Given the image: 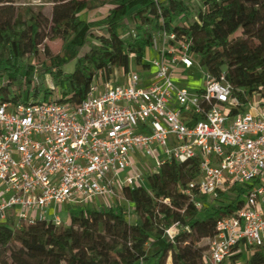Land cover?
<instances>
[{"label": "built area", "instance_id": "1", "mask_svg": "<svg viewBox=\"0 0 264 264\" xmlns=\"http://www.w3.org/2000/svg\"><path fill=\"white\" fill-rule=\"evenodd\" d=\"M150 50L157 58L121 81L99 73L78 105L0 103V223L10 220L14 230L39 221L59 226V207H87L97 198L107 207L165 163L195 159L199 176L184 194L196 210L234 186L247 196L217 221L203 262L245 264L243 249L249 256L264 245V98L242 105L224 74L204 70L201 88L177 85L176 78L202 67L173 33H154ZM141 156L156 163L146 177ZM172 230H165L170 240Z\"/></svg>", "mask_w": 264, "mask_h": 264}, {"label": "trees", "instance_id": "2", "mask_svg": "<svg viewBox=\"0 0 264 264\" xmlns=\"http://www.w3.org/2000/svg\"><path fill=\"white\" fill-rule=\"evenodd\" d=\"M191 0H52L51 18L42 15L41 6L14 5V0H0V103L42 102L80 104L99 73L110 80L115 70L125 75L133 56L134 69L147 67L143 58L152 46L154 33L165 30L190 44L200 66L211 76L224 74L242 105L252 97L264 98V0H200L197 19L187 27ZM109 10L93 20H82L80 12ZM99 9V10H98ZM137 23L125 33L122 19ZM99 32L90 40V32ZM59 39L61 55L52 56L45 43ZM89 49L80 54L84 47ZM43 47L48 61L43 62L54 89L30 87V70L22 61ZM76 58L72 73H64L62 64ZM48 67H50L48 69ZM44 69V70H45ZM58 97L52 98L54 91ZM243 110V108H242ZM199 176L195 159L172 161L146 177L145 186L123 188L121 195L132 208V220L119 204L110 207L90 205L70 213L69 223L56 226L39 221L13 229L11 221L0 223V248L17 243L0 264H139L150 258L154 264H204V253L187 244L197 243L216 234V223L236 211L246 189L231 187L221 197L230 202L202 215L188 203L184 190ZM219 196V197H220ZM217 198L216 200H218ZM210 206V204H209ZM207 210V211H208ZM175 226L170 240L165 230ZM125 242L128 244L122 245ZM156 246L150 255L146 247ZM114 254L115 258H110ZM245 264H264V245L244 259Z\"/></svg>", "mask_w": 264, "mask_h": 264}, {"label": "rangeland", "instance_id": "3", "mask_svg": "<svg viewBox=\"0 0 264 264\" xmlns=\"http://www.w3.org/2000/svg\"><path fill=\"white\" fill-rule=\"evenodd\" d=\"M14 5L16 7L18 6H29L31 7L33 10L35 8H37V6H41V12L42 15L47 18L48 20H50L51 18V12H52V8L54 3L52 2V0H14ZM201 8V3L200 0H191L188 4V12L186 15V22H182V24L180 23L179 20L175 21V24L178 25H182L187 27L188 25L192 24L193 22L196 21L197 19V11ZM99 10V9H98ZM101 11L99 12H90L89 14H87L86 11H82L80 12V17L82 20H93L95 18H98L100 16V12H105V10H109V8L107 6L103 7V9H100ZM122 25H124V29H125V33L120 31V36H124V34H127L130 31H134L137 23L135 21H133L130 17H125L122 19ZM97 32H99L98 28H93L92 31L90 32V40L92 41L93 45H97V42L95 41V39L93 38L94 34H96ZM50 50V53L52 56H60L61 55V47H62V43L59 39H56L54 41H49L47 40L45 42ZM89 48L86 46L84 47L80 54L85 53ZM157 58V54L153 51H151L150 49H147L143 58V62H150L154 59ZM48 61V64L53 63L52 60H47L45 55H44V50L43 47H40L38 49V51L32 55V56H28L26 57L21 64H23L24 66H26L27 69L30 70V75L29 76H20V80L21 82H25L27 79L30 80V87L33 86H40L43 89H53L54 85H53V81H52V76L50 74V72L44 68V66L42 65L43 62ZM76 64V58H71L69 60H66L62 66H61V70L64 73H72L74 71V67ZM135 67V63L133 61V57H130V68L131 70H133ZM50 67H48L49 69ZM45 69V70H44ZM203 68H199V66L195 65L190 71H186L178 81H176L177 83H179L180 86L185 87L187 89L190 90H196L201 88L203 80H202V73H203ZM114 77L118 78V81H121L122 79V72L120 70H115L114 71ZM56 97H58L57 91H54V94L52 96L53 99H55ZM43 99V96L40 95L38 98V102H41ZM139 162V167L141 168L140 171L145 174V177L148 174V167H154L155 166V161L150 158V157H143L141 156ZM145 184H147L146 180H145ZM115 199L116 204H119L120 206H122L123 208L126 209V211L128 212V220H132L133 216H132V208L130 206V204L121 197V195L118 194V196ZM247 196L246 193H244L241 196V200L246 201ZM94 202L91 203V205H99V204H103V199L101 198H97L93 200ZM107 202H109V200H107ZM230 202V200L228 198H224V197H219L218 200H215L214 202H212L210 204V206H206L203 211H202V215H205L206 213H209V211L217 206H224L226 204H228ZM78 208L76 206H69L67 207V205H64V209L63 207H59L57 210V215L58 217L61 219V221L63 222H67V219L70 216V213L74 212V210ZM210 209V210H208ZM208 210V211H207ZM175 234V230H172ZM157 242H154L151 244H149L146 247V251L147 253L150 255L151 250L156 246ZM122 245H126L128 246L127 243L122 242ZM187 244H189L190 246L194 247L195 249L199 250L200 252L206 254L208 251V245H209V241L207 239H201L199 240L197 243H193L192 241H190V239H187ZM14 246H16V248L19 247V245L17 243H15V245L10 244L8 245V247L6 249L4 248H0V260L3 258H7L9 255V250L15 248ZM116 256L114 254L110 255V258H115ZM248 257V253L245 249H243V260L246 259ZM149 264H154V259L150 258L148 260ZM147 262V263H148ZM167 264H170V261H167Z\"/></svg>", "mask_w": 264, "mask_h": 264}, {"label": "crops", "instance_id": "4", "mask_svg": "<svg viewBox=\"0 0 264 264\" xmlns=\"http://www.w3.org/2000/svg\"><path fill=\"white\" fill-rule=\"evenodd\" d=\"M99 11H101V10H99ZM99 11H97V12H99ZM100 13H102V12H100ZM100 16H101V14H100ZM178 74V73H177ZM180 78H176L175 79V82L176 81H178ZM177 83V82H176ZM177 85H179V83H177ZM124 199V198H123ZM125 200V199H124ZM125 202H126V200H125ZM114 204H116V202H115V199H110L109 200V202H108V206L107 207H110V206H112V205H114ZM99 205H101V204H99ZM69 206H75V205H67V207H69ZM90 206V205H89ZM103 206V205H102ZM63 207V209H64V206H62ZM76 207H79V206H76ZM104 207H106V206H104ZM69 223V218L67 219V222H64V224H68ZM145 264H149V262L148 263H145Z\"/></svg>", "mask_w": 264, "mask_h": 264}]
</instances>
